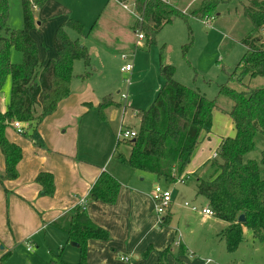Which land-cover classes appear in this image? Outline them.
<instances>
[{
	"label": "trees",
	"instance_id": "16d2710c",
	"mask_svg": "<svg viewBox=\"0 0 264 264\" xmlns=\"http://www.w3.org/2000/svg\"><path fill=\"white\" fill-rule=\"evenodd\" d=\"M230 1L243 0H204L192 16L208 20L221 5ZM118 2L130 4L138 16L143 17L142 24L136 20L134 28L142 25L150 44L174 17L186 18L160 0ZM46 3L47 0H22L24 27L11 30L8 28V1L0 0V90L8 79L11 80L7 110L5 113L0 111V150L5 158V172L0 176V185L19 178L17 167L23 157L21 149L7 140L6 128L21 122L35 133L37 126L70 96L75 63L82 61L87 68L91 66L88 49L69 38V31L85 35L83 24L73 20L56 32L54 45L58 58L47 63L40 61L32 32L37 28V12ZM243 8L252 30L242 40L247 51L228 82L245 90H233L226 82L219 87L217 97L211 100L177 82L174 66L161 64L163 87L148 110L137 112L140 119L137 137L123 143L130 148L129 156H117L128 169L152 174L168 184H176L182 179L187 181L186 172L201 144V137L213 132L215 113L228 116L234 135L222 140L215 158L209 161L211 174L208 178L198 177L196 194L207 201L216 219L228 224L221 238L229 254L236 253L244 242L245 229L251 232L255 241L264 243V150L260 162L247 159L256 149L257 137H264V88L250 86L256 79H264V0H248ZM13 50L22 55L21 64L12 62ZM89 77L90 73L81 76L84 80ZM224 99L232 105L229 112L220 107ZM112 105H116L112 96L105 97L99 108L100 116ZM121 144H117V150ZM36 182L45 196L54 195L55 184L51 174H40ZM120 191L118 180L104 172L93 186L89 200L114 205ZM241 216L246 219L244 224L239 222ZM53 226L67 236L69 244L80 246L78 264H86L90 241L108 242L110 239L109 232L95 225L80 205ZM169 253L170 249L161 252L159 263ZM10 258L11 254H6L0 264H5Z\"/></svg>",
	"mask_w": 264,
	"mask_h": 264
},
{
	"label": "crops",
	"instance_id": "0c3cea01",
	"mask_svg": "<svg viewBox=\"0 0 264 264\" xmlns=\"http://www.w3.org/2000/svg\"><path fill=\"white\" fill-rule=\"evenodd\" d=\"M66 22L58 21L60 26H55L54 37L48 42L32 32L42 63L58 58L55 31ZM137 72L134 66V73ZM105 97L107 94L90 80L78 77L72 80L70 96L37 126L35 133L26 125L24 135H19L12 124L6 128L7 140L21 149L23 157L17 167L19 178L0 185V250L3 247V252L10 253L12 258L25 245L28 252H33V248H54L61 250L65 263L78 264L80 250L71 247L67 236L53 224L86 200L91 221L110 235L108 242H89L86 264H213V260L239 264L230 257L235 253L229 254L225 245L222 247L221 235L228 224L204 214L203 208L194 212L185 207L186 211L182 209L178 214L172 202L159 224L153 201L156 186L152 189L150 184L144 185L145 179L139 181L140 172L128 169L117 158L115 161L114 155L119 129L126 128L124 123H133L134 118L140 126L137 112L143 110L132 107L134 102L128 103L129 100L128 104L124 102L123 109L113 99L116 105L107 107L101 117L99 108ZM4 101L0 106L3 113L9 104ZM130 108L132 114L128 117ZM227 118L230 129L227 128L226 137H219L214 129L201 137L187 177H200L210 171L208 163L215 158L222 140L234 135L232 121ZM4 172L5 158L0 150V176ZM104 172L121 184L114 205L89 200L93 186ZM43 173L54 177L52 197L45 196L36 182ZM167 249L170 253L159 263L160 253ZM123 257L130 262H122Z\"/></svg>",
	"mask_w": 264,
	"mask_h": 264
},
{
	"label": "rangeland",
	"instance_id": "374dc122",
	"mask_svg": "<svg viewBox=\"0 0 264 264\" xmlns=\"http://www.w3.org/2000/svg\"><path fill=\"white\" fill-rule=\"evenodd\" d=\"M7 1L9 4L8 28L22 30L24 27L22 0ZM203 1H168L169 5L186 18L174 17L170 24L156 34L155 42L150 44L148 39L144 42V47L137 52L134 60V66L137 67L138 72L133 71L132 77L121 72L122 66L129 62V60L123 61L121 57L123 55L129 57L131 53H134L136 19L122 8L118 0H47L46 5L37 12V25L40 26H37L34 32L36 31L37 37L48 42L54 37L53 32L55 26H58V21L62 24L73 20L83 24L84 36L74 31H69L68 34L72 41H78L88 49L91 66L87 68L82 61H77L73 69V79L90 73V77L86 80H90L100 92H105L107 96L112 95L123 109L125 103L121 95L127 92L128 103L134 102L132 107L140 110H148L151 107L164 84L160 74L161 64L174 66L177 82L199 91L212 100L217 97L219 87L228 82L230 75L246 54L247 49L242 44V40L252 30V26L244 16L243 7L248 0L230 1L221 5L215 14L209 17L210 19L215 16L209 24L207 20L192 16V12L197 10ZM126 5L134 10L130 4ZM11 59L14 64H21L23 61L22 55L16 50L12 51ZM133 74H135L134 77ZM127 80H130L129 87ZM228 84L233 90H245L244 87L235 83L228 82ZM250 86L264 88V79H256ZM10 93L11 80L8 79L0 90V106L5 104L4 100L9 103ZM220 107L229 112L232 105L224 99L220 102ZM131 114L130 108L127 116L130 117ZM133 120V123L126 121L124 125L126 128L137 130L139 120L137 118ZM228 123L230 122L224 113L216 112L214 132L219 133V137H226L227 128L230 129ZM263 150L264 137L258 136L256 149L248 156V161L260 162ZM121 154L127 157L130 154V148L123 143L118 150L114 151L115 161ZM210 174L211 171L206 170V173L199 178L207 179ZM139 175L141 177L139 181L145 179L143 184H150L152 189L153 186H159L172 191L174 210L178 214L182 213V209L186 211L185 204H189L190 208H208L206 200L196 194L198 176H189L185 184H168L164 179H159L152 174L140 172ZM154 191L155 189L153 193ZM224 245L223 240L222 247ZM26 246L18 249L5 264H68L65 263L61 250L33 248V252H28ZM230 257L241 264H264V243L253 242L251 232L245 229L244 242ZM213 262V264H222L218 263L219 260H213Z\"/></svg>",
	"mask_w": 264,
	"mask_h": 264
},
{
	"label": "built area",
	"instance_id": "2783aa9c",
	"mask_svg": "<svg viewBox=\"0 0 264 264\" xmlns=\"http://www.w3.org/2000/svg\"><path fill=\"white\" fill-rule=\"evenodd\" d=\"M160 1L163 3L169 4L168 0H160ZM121 6L125 11H128L136 20L139 21V23L142 24L143 17H139L138 14L135 12V10H131L126 4H121ZM214 19H215V16L208 19L207 24L212 22ZM134 35H135L134 53L130 54L129 57L126 55H123L121 57V59L123 61L129 60V62L121 68V72L124 74H129L130 77L134 71V60H135L136 54L141 48L144 47V42L147 40V36L144 33V31L142 30V25L135 28ZM129 58H131V59H129ZM126 83L129 87L130 80H127ZM121 99L125 103H127V101L129 100L128 92L121 95ZM12 125H13V128L17 131V133L19 135H24L25 131H24V124L23 123L15 122ZM136 137H137V131L136 130L127 129V128H120L118 133H117V142L118 143L130 142V141H133ZM186 180H188V178ZM185 182L186 181L182 179L178 183L185 184ZM153 201L155 204L156 214L159 217V224H162L161 217L164 216V214L171 207V204H172V192L169 190L162 189L159 186H156L154 194H153ZM79 205L84 207V209H86V200H82ZM185 207L190 208V205L185 204ZM190 209L194 212L198 211V209L195 207H192ZM203 213L206 215H209V216H214L213 212L209 208L203 209ZM5 255L6 254L0 250V262L4 258ZM121 261L124 263H128V262H130V259L123 257V258H121Z\"/></svg>",
	"mask_w": 264,
	"mask_h": 264
},
{
	"label": "water",
	"instance_id": "95a60500",
	"mask_svg": "<svg viewBox=\"0 0 264 264\" xmlns=\"http://www.w3.org/2000/svg\"><path fill=\"white\" fill-rule=\"evenodd\" d=\"M262 32H264V30H262ZM239 222L240 223H245L246 222V219H245V217L244 216H241L240 218H239ZM71 245V247H74V248H77V249H79L80 248V246L78 245V244H76V243H71L70 244ZM3 247L1 248V251H3Z\"/></svg>",
	"mask_w": 264,
	"mask_h": 264
}]
</instances>
